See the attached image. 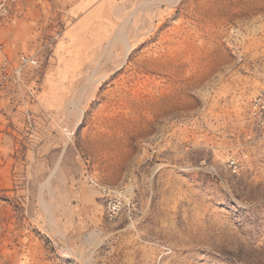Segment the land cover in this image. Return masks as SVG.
Returning <instances> with one entry per match:
<instances>
[{"label":"rangeland","instance_id":"rangeland-1","mask_svg":"<svg viewBox=\"0 0 264 264\" xmlns=\"http://www.w3.org/2000/svg\"><path fill=\"white\" fill-rule=\"evenodd\" d=\"M262 91L264 0H14L0 264H264Z\"/></svg>","mask_w":264,"mask_h":264},{"label":"built area","instance_id":"built-area-1","mask_svg":"<svg viewBox=\"0 0 264 264\" xmlns=\"http://www.w3.org/2000/svg\"><path fill=\"white\" fill-rule=\"evenodd\" d=\"M14 0H0V17L4 16L7 12L11 2ZM19 62L22 65L36 66L37 60L33 56L26 54H20ZM250 114L255 122V125L260 129L264 136V91L257 94L251 101ZM228 166L234 171L236 170V161L234 159L229 160ZM118 211V206L115 203H110L109 212L114 215Z\"/></svg>","mask_w":264,"mask_h":264},{"label":"bare ground","instance_id":"bare-ground-1","mask_svg":"<svg viewBox=\"0 0 264 264\" xmlns=\"http://www.w3.org/2000/svg\"><path fill=\"white\" fill-rule=\"evenodd\" d=\"M127 23H128V20H126V21L123 22V24L121 25V29H122V31H121V29H120L121 32H119V35H120V37H121V39H122V41H123V44H124V46H125L126 51H128V48H129V42H128L127 37H126V35H125V33H124L123 30H124V28L126 27Z\"/></svg>","mask_w":264,"mask_h":264}]
</instances>
